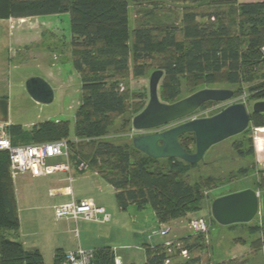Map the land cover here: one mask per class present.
I'll return each instance as SVG.
<instances>
[{"label": "trees", "instance_id": "1", "mask_svg": "<svg viewBox=\"0 0 264 264\" xmlns=\"http://www.w3.org/2000/svg\"><path fill=\"white\" fill-rule=\"evenodd\" d=\"M159 2L181 6L180 24L140 25L132 31V36L133 74L143 76L148 66L163 72L158 85L160 102L171 104L180 100L184 79L193 94L196 88L212 85L217 78L232 86L260 79L248 92L257 101L264 100V75L260 73L264 67L261 52L264 46V0H0V20L68 15L71 65L80 75L83 94L82 104L74 114V138L65 139L70 158L84 162L86 169L94 171L115 189L120 210L134 206L137 211H143L149 207L156 221L165 224L183 217L189 209H201L197 206L201 198L200 186L185 181V174L195 164L175 158L152 159L134 149L132 143H115L105 138L113 128L114 117L129 110L120 130L129 132L128 121L145 107L141 101L127 105L114 80L128 70V7L130 3L151 6ZM203 5L215 9L204 14L194 11ZM224 7L230 8L229 13L233 15L229 22L225 21L229 17H224L227 14ZM152 13L150 9L145 11L146 16ZM205 18L208 21L204 22ZM179 35L185 47L178 53ZM213 104L208 102L198 110ZM249 124L255 129L264 128V114L251 112ZM8 131L12 144L14 136L46 143L67 137L69 123L46 121L34 126L29 133H23L19 126H10ZM184 142L194 144L193 135L179 137L183 149L193 153ZM253 152V145H250L246 152L239 150L238 155L243 158ZM255 172L259 180L253 190L263 192L264 171L256 169ZM205 180L210 183L211 179ZM261 228L264 243V222L260 227L251 228V232ZM18 229L8 154L0 152V264H44L37 250H26L12 238ZM191 236L185 237L184 246L177 249L179 253H190L202 246L203 234ZM171 246L146 249L145 264H166L172 258ZM64 256L65 253L57 250L53 264H64ZM114 257L109 247L96 249L90 264H114ZM221 264L244 263L230 260Z\"/></svg>", "mask_w": 264, "mask_h": 264}, {"label": "rangeland", "instance_id": "2", "mask_svg": "<svg viewBox=\"0 0 264 264\" xmlns=\"http://www.w3.org/2000/svg\"><path fill=\"white\" fill-rule=\"evenodd\" d=\"M159 3L151 6H148V4L137 5L130 3L128 7V70L114 78L119 91L126 98L127 105L141 101L146 106L148 102L149 77L155 68L147 64L148 67H146V72L143 76L137 77L133 74L135 61L132 31L140 25L170 26L174 24L178 26L180 24L182 17L181 6H178V4L170 5L166 2ZM155 6L157 7L155 8ZM213 8L210 5H203L195 8L194 11L204 14L212 12ZM148 9L153 12L151 16L145 15V11ZM223 9L227 12L224 17H229L225 21L229 22L233 17L229 13L231 10L226 7ZM207 18L204 19V22L208 21ZM52 19L53 24L57 25L60 31V41L52 40L48 34H44L43 44L39 46L32 45L28 51L23 48L17 49L13 45H7L6 31L0 28V99H5L8 103V119L6 122L10 126H19L23 133H29L34 126L46 121H68V136L63 138L73 139L74 114L82 104L83 98L81 79L71 65L69 17L67 14H59L57 18ZM211 20L213 21V19ZM178 40L179 44L176 52L179 53L185 47V43L180 35ZM31 51L34 53L32 54ZM260 73L264 75V67L261 68ZM32 77L42 78L52 87L54 91L52 103H36L28 96L24 85ZM217 80L212 85L199 87L194 91L205 88L229 89L234 91V97L226 102L215 103L212 106L202 108L187 117L188 119L194 117L202 118V116L208 117L210 114L218 113L235 103H243L249 113H251L252 105L257 100L251 97L252 94L248 90L254 83H258L260 79L254 80L250 84L242 81L239 86L229 85L220 78H217ZM187 87H189L187 80L184 79L182 81L181 99L191 95ZM128 111L118 117H114L111 132L106 137L104 136L106 139L115 143H131L132 137L135 136L133 131H120L122 129V120L129 116ZM168 127L169 125L166 128ZM252 127H254L253 124H249L248 129L244 133L212 146L205 153L202 161L188 169L185 174V181L192 186L197 184L200 186L201 198L197 204L201 208L200 210L189 209L181 218L172 219L165 224H158L149 207L142 213H136L132 208L125 212L117 210L114 195L109 188V190H104L100 197L111 201L114 207V210H106L111 216L110 222L100 224L78 220L77 225H75L71 220L73 233L71 235L65 234L64 237L69 238L70 241H75L78 237L81 242L88 244L91 249L109 247L114 254H118L121 257L123 263H125V260H129L134 264H144L146 260L145 250L140 248L143 242L159 244L169 240L172 243L171 249H169L172 258L166 264H221L230 260L244 264H264L263 230L261 228L257 232H251V228L261 226L263 222L261 213L257 214L247 224L230 226L219 225L214 221L210 213V206L215 198L245 189L253 190L259 180V176L255 172L257 166L255 157L260 160H264V157L259 158L254 152L251 156L243 158L238 155L239 150L246 152L250 145H254V142H257V139L260 145H264V134L260 133L263 131L259 132ZM12 139L13 145L40 144L42 142L30 140L24 136H14ZM184 144L187 145L190 152H194L195 146L193 143L184 142ZM262 147L261 151L264 150V146ZM62 161L64 162V159ZM56 162H58L56 159L47 160L46 164H54ZM77 175L81 174L78 173ZM206 178L211 179L210 183L206 182ZM29 179V177L23 179L20 176L13 180L18 197L21 194L26 195L27 191L34 187ZM97 197L99 198V196ZM21 204L20 206H23L24 203L21 202ZM42 214L45 218L42 223V229L57 232L56 228L59 227L58 230L61 233L64 227L57 223L53 212L44 211ZM197 218H202L207 225V232L203 234L202 246L182 256L177 249L184 246V239L187 235L192 234L193 237L198 235L190 228L191 221ZM165 228L169 229V233L167 236L162 237L159 235V231ZM148 236L150 240H147ZM82 247L84 248V245ZM138 247L140 249H137ZM195 260L196 262H194ZM44 264H51V261L46 256L44 257Z\"/></svg>", "mask_w": 264, "mask_h": 264}, {"label": "water", "instance_id": "3", "mask_svg": "<svg viewBox=\"0 0 264 264\" xmlns=\"http://www.w3.org/2000/svg\"><path fill=\"white\" fill-rule=\"evenodd\" d=\"M163 72L155 70L148 83V102L144 109L128 121L131 130L137 133L131 139L134 149L152 159L175 158L194 165L202 161L205 153L214 145L243 133L249 125V111L243 103L227 106L219 113L204 118L189 120L202 105L208 102L221 103L233 97L229 89L205 88L174 103L160 102L158 85ZM25 91L36 103L50 104L54 100L52 87L42 78L32 77L25 82ZM8 103L0 99V122L8 119ZM251 112L264 114V100L253 103ZM176 126L159 130L168 124ZM142 132V133H140ZM192 134L195 150L189 153L179 143V137ZM210 213L221 226L247 224L261 213L264 222V191L252 189L219 196L210 206Z\"/></svg>", "mask_w": 264, "mask_h": 264}, {"label": "crops", "instance_id": "4", "mask_svg": "<svg viewBox=\"0 0 264 264\" xmlns=\"http://www.w3.org/2000/svg\"><path fill=\"white\" fill-rule=\"evenodd\" d=\"M57 17L58 15L19 19L9 18L7 20H0V28L6 31L7 45H13L16 46L17 49L23 48L28 51L32 45L39 46L43 44L44 34H48L52 40L60 41V31L57 28V25L53 24L52 19ZM31 53L33 54L34 52L31 51ZM55 122L59 121L56 120ZM257 130L259 132L262 130L263 132L260 133L264 134V128ZM262 146L264 145H260L258 139L253 145L254 154L259 158L264 157V150L262 149L263 151H261V148H263ZM255 159L257 164L256 169L264 171V160L261 159V161L256 157ZM56 160H58L56 163H63V158H57ZM76 163L77 162L75 160H72L68 173H56L57 175L54 174L44 177H32L28 174H19L12 177L14 200L19 221V229L17 233L12 235V238L19 241L26 250H37L41 254L43 262L44 257L46 256L51 261V264H53L54 255L57 250H60L63 253H68L74 252L78 248L94 251L96 249H100V247L91 249L88 244L81 242L78 237L75 239V241H70L69 238L64 237L65 234L71 235L73 233L71 229L72 219L56 220L57 223L64 227L63 230H61V233H59V227L56 228L57 232L42 229V223L45 219L42 212L50 211L53 212L54 216V208L56 206L83 199H91L96 206L103 207L105 210H114L111 201L100 197V195H102L104 190H109L110 188L115 198V189L94 171L86 168L83 170L78 169ZM78 173L81 175H77ZM20 176L23 179L29 177V180L32 182L35 188L32 186L33 188L30 191H27L26 195L21 194L18 197L14 188L13 180ZM97 196H99V198ZM20 201L24 203L23 206H20L22 205ZM116 206L117 210L122 212V210H120L118 207L117 201ZM131 208L136 213H142L146 209L145 208L143 211H137L134 206H131L127 210ZM72 221L75 225H77L78 220L76 222L74 220ZM75 233L76 232L74 231V234ZM147 240H150L149 236L147 237ZM167 242H169V240L159 244H149L148 242H143L140 248L146 251V249H153L156 246H164V244ZM82 245H84V248ZM140 248L138 247L137 249ZM114 255L120 257L118 254ZM123 264L134 263L130 262L129 260H125V263Z\"/></svg>", "mask_w": 264, "mask_h": 264}, {"label": "built area", "instance_id": "5", "mask_svg": "<svg viewBox=\"0 0 264 264\" xmlns=\"http://www.w3.org/2000/svg\"><path fill=\"white\" fill-rule=\"evenodd\" d=\"M264 56V46L261 48ZM197 118H189L193 120ZM10 125L7 122H0V152H7L9 160V171L11 177L19 174H28L32 177H44L56 173H68L71 165L70 149L65 139L40 144L13 145L9 134ZM139 132L133 131L136 135ZM142 133V132H140ZM63 158V163L46 164L47 160ZM78 169L85 168L84 162L78 161ZM54 217L59 219H72L75 222L83 219L97 223H108L111 220L110 214L103 207L96 206L91 199L71 201L58 205L54 208ZM190 228L194 233L204 234L207 232L206 222L202 218L191 221ZM169 229H161L159 235L167 236ZM172 243L167 242L165 247ZM180 254L185 256L186 251ZM93 258L92 250L78 248L74 252L65 253L64 264H90ZM114 264H123L120 257H114Z\"/></svg>", "mask_w": 264, "mask_h": 264}, {"label": "flooded vegetation", "instance_id": "6", "mask_svg": "<svg viewBox=\"0 0 264 264\" xmlns=\"http://www.w3.org/2000/svg\"><path fill=\"white\" fill-rule=\"evenodd\" d=\"M213 116V115H212ZM203 117V116H202ZM208 117H210V116H208ZM204 118V117H203ZM178 123V122H177ZM177 123L176 122H174V123H171V124H168L169 125V127L168 128H166L168 125H166V126H164V127H161L159 130H167V129H170V128H172V127H174V126H176L177 125Z\"/></svg>", "mask_w": 264, "mask_h": 264}]
</instances>
